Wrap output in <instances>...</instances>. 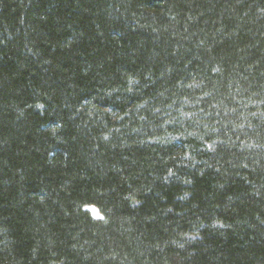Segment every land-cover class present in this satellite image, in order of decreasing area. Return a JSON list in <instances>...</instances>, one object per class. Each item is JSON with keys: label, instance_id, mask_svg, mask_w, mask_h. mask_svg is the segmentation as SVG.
Listing matches in <instances>:
<instances>
[{"label": "trees", "instance_id": "trees-1", "mask_svg": "<svg viewBox=\"0 0 264 264\" xmlns=\"http://www.w3.org/2000/svg\"><path fill=\"white\" fill-rule=\"evenodd\" d=\"M0 264H264V0H0Z\"/></svg>", "mask_w": 264, "mask_h": 264}]
</instances>
